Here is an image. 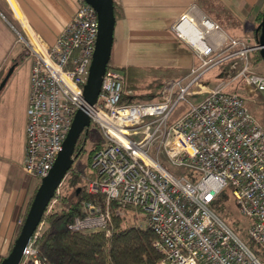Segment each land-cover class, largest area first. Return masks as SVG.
Segmentation results:
<instances>
[{
    "label": "built area",
    "instance_id": "1",
    "mask_svg": "<svg viewBox=\"0 0 264 264\" xmlns=\"http://www.w3.org/2000/svg\"><path fill=\"white\" fill-rule=\"evenodd\" d=\"M6 1L17 19L14 2ZM18 22L26 37L18 35L32 59L22 173L36 180L47 174L77 109L100 134L89 159L91 174L80 178L84 193L100 196L101 201L82 200V214L72 218L70 230L108 234L109 207L115 202L144 214L154 235L152 246L161 254L156 264H264V131L245 99L226 91L224 81L207 88L200 98L187 99L201 90L206 71L232 59L238 60V75L245 84L264 98V75L248 62V54L257 50L255 40L228 36L203 15L184 14L171 31L197 61L185 84L168 80L153 101L124 102L122 98L131 94L124 88V74L107 64L95 102L89 105L82 97V85L97 32L93 8L77 0L70 21L50 46L28 35L23 22ZM183 22L198 29L197 44L181 31ZM216 49L218 58L213 55ZM180 101L186 107L173 116ZM60 185L43 215L57 202ZM224 190L237 214L249 221L245 234L257 252L212 212V201ZM41 228L40 220L19 264L34 256L32 245ZM8 245L0 239V261Z\"/></svg>",
    "mask_w": 264,
    "mask_h": 264
},
{
    "label": "crops",
    "instance_id": "2",
    "mask_svg": "<svg viewBox=\"0 0 264 264\" xmlns=\"http://www.w3.org/2000/svg\"><path fill=\"white\" fill-rule=\"evenodd\" d=\"M76 1L12 0L19 15L16 19L8 2L0 0V21L12 26L7 15L16 22L18 30L26 37L18 22L20 19L28 35H36L50 46L70 21ZM112 1L117 17L113 27L109 64L123 72L125 87L127 72L132 68L150 71L151 79H155V82L157 80L161 83L169 79L180 80L184 84L187 82L190 69L197 61L191 50L171 31V26L182 15L191 14L196 18L203 15L217 24L226 35L247 39L254 33L257 17L264 6V0ZM24 52L27 53L22 50V54ZM2 60L7 61L5 58ZM154 84L151 91L156 93L159 87L156 88V83ZM207 88L206 85L202 86L200 91L196 90V94L190 95L191 98L194 99V95H199L197 97L200 98ZM21 213L20 211V215ZM14 215L16 210L11 214L5 212L0 215L3 239H9L13 235L10 222ZM6 230L9 234H6Z\"/></svg>",
    "mask_w": 264,
    "mask_h": 264
},
{
    "label": "trees",
    "instance_id": "3",
    "mask_svg": "<svg viewBox=\"0 0 264 264\" xmlns=\"http://www.w3.org/2000/svg\"><path fill=\"white\" fill-rule=\"evenodd\" d=\"M260 14L261 12L257 17L256 24L260 20ZM113 15L115 19L117 13L114 4ZM6 18L12 24L13 21L7 15ZM13 25L15 28L14 22ZM252 55L261 60L257 50H254ZM154 83L158 88L164 81L160 83L156 80L155 82V79H151L150 71L140 68L130 69L126 75V88L131 91V94L125 95L122 101L131 103L153 101L155 93L151 91V87H154ZM88 130L86 135H88ZM81 139L82 136L78 140L77 149L75 150L77 151L80 148L77 157L84 151V143L81 142ZM97 145L98 143L89 149V159ZM64 180L66 181V189L60 192L58 201L51 211L41 218L42 228L32 245L35 254L23 264H156L159 261L161 254L152 246L154 235L151 230L147 226L140 227L129 223L127 220L126 213L128 211L141 213L138 209L120 206L112 202L109 207L111 221L108 226V235L104 231L82 232L70 230L67 227L69 222L73 217L82 214L80 202L94 199L101 201V198L100 196L94 197L84 193L80 174L75 170H68ZM35 189L36 185L30 195L27 196L25 208L20 215V224ZM230 205L235 210L232 199H229L226 190H224L212 201L210 208L245 245L257 252L253 243L245 234V227L240 225L238 218L231 211ZM19 227L20 225L17 227L16 234ZM12 240L8 245V251Z\"/></svg>",
    "mask_w": 264,
    "mask_h": 264
},
{
    "label": "rangeland",
    "instance_id": "4",
    "mask_svg": "<svg viewBox=\"0 0 264 264\" xmlns=\"http://www.w3.org/2000/svg\"><path fill=\"white\" fill-rule=\"evenodd\" d=\"M13 26L12 22V27ZM12 27L6 22L0 21V81L7 72V69L11 65L13 66L9 77L0 89V215L5 214V212L11 214L16 210V215L12 216L10 222L12 223V237L3 239V231L0 232V239L4 242L9 240V243L16 234V223L20 220V211L22 212L25 208L27 196L30 195L35 185L37 187L39 181L24 175L21 170L25 107L28 95L27 81L31 55L25 52L22 54V50H25L19 35L23 37V34L18 30L17 26L14 29ZM254 37L255 32H252V36L247 39L252 43L255 40ZM218 50L219 49H216L213 53L215 58L220 56L217 53ZM253 51L254 50L248 54V62L256 73L264 74V62L253 56ZM3 58L7 61H3ZM12 62L14 64H12ZM238 73V60H228L206 71L202 77V86L206 85L209 88L217 81H224L226 83V91L236 92L245 99L251 115L264 131V98L253 86L245 84L243 78L239 76ZM218 77L220 78L218 79ZM124 88L127 90L125 86ZM194 96V99L191 98V96H188L187 99L195 100L199 95ZM185 107V101H180L175 106L172 115L177 116ZM88 129V135L83 137V135L80 134L78 138L79 140L82 136L81 142L84 143V151L73 160L71 165L72 170H75L83 176H89L91 174L88 151L94 144L100 141L99 131L92 127ZM176 172L181 173L179 170ZM61 183L59 195L61 191L66 189V181L63 179ZM226 193L230 199L231 197L229 196L228 190H226ZM230 209L238 218L240 225L246 228L249 221L237 214L236 209L234 210L233 207L231 208V205ZM126 216L129 223H133L140 227L146 226L144 214L136 211H128ZM6 234H9L7 230Z\"/></svg>",
    "mask_w": 264,
    "mask_h": 264
},
{
    "label": "water",
    "instance_id": "5",
    "mask_svg": "<svg viewBox=\"0 0 264 264\" xmlns=\"http://www.w3.org/2000/svg\"><path fill=\"white\" fill-rule=\"evenodd\" d=\"M82 1L93 8L97 20L94 47L86 79L82 85V97L87 104L92 105L99 92L102 75L109 61L115 19L112 0ZM254 32L257 52L260 59L264 62V8L261 11L260 20L255 26ZM12 68L13 66H10L1 79L0 89L9 77ZM89 125V119L86 114L82 110L77 109L73 114L60 150L47 174L38 181L19 230L12 240L9 251L1 259L0 264H19L22 250L36 225L41 220L49 199L53 196L55 189L64 179L68 170L71 169L73 160L78 155L80 148L74 152L76 141L80 134L83 137L86 135Z\"/></svg>",
    "mask_w": 264,
    "mask_h": 264
},
{
    "label": "bare ground",
    "instance_id": "6",
    "mask_svg": "<svg viewBox=\"0 0 264 264\" xmlns=\"http://www.w3.org/2000/svg\"><path fill=\"white\" fill-rule=\"evenodd\" d=\"M187 22H183V24L180 26V29L182 32H187L186 36L189 42L193 44H197V38H198V29L196 27H190Z\"/></svg>",
    "mask_w": 264,
    "mask_h": 264
},
{
    "label": "flooded vegetation",
    "instance_id": "7",
    "mask_svg": "<svg viewBox=\"0 0 264 264\" xmlns=\"http://www.w3.org/2000/svg\"><path fill=\"white\" fill-rule=\"evenodd\" d=\"M77 141H78V140H77ZM77 141H76V144H75L74 152H75V150L77 149Z\"/></svg>",
    "mask_w": 264,
    "mask_h": 264
}]
</instances>
